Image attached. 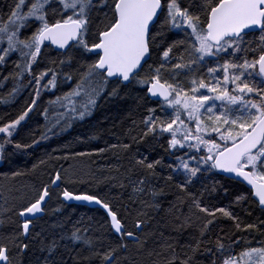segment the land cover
Instances as JSON below:
<instances>
[{"label":"snow or ice","instance_id":"obj_1","mask_svg":"<svg viewBox=\"0 0 264 264\" xmlns=\"http://www.w3.org/2000/svg\"><path fill=\"white\" fill-rule=\"evenodd\" d=\"M50 51L60 57L50 61L59 71L54 67L37 71ZM14 55L16 71L4 80L31 77L36 98L41 88L55 89L61 75L67 82L75 74V87L52 102L64 109L57 114V124L62 118L83 120L102 96L118 97L133 87L143 90V99H155L158 107L148 108L138 142L147 143L149 138L164 142L167 155L175 158L166 165L172 173L167 180L176 178V187L206 217L199 235L192 237L194 242L180 245L164 240L160 251L145 250L147 240L138 235L144 220L136 219L133 231L110 202L65 188V201L95 203L102 208L116 237L105 246L102 237L93 239L81 235L88 229L74 228L68 239L88 251L79 260L73 258L74 264H129L127 256L121 260L129 242L138 246L139 254L147 255L149 264H161V259L163 264H204L200 257L208 264H217V259L221 264H264V241L234 254L243 237L229 239L227 244L220 236L213 241L210 226L220 213L235 220L237 230L264 235V229L253 223L242 227L232 211L203 206V193L198 196L190 191L204 174H232L231 178L249 186L248 193L238 195L235 202L251 196L264 212V0H16L7 16H0V66ZM36 104L34 98L17 119L0 126L4 134L0 161L12 163L5 145L13 144L17 126ZM14 147L21 150L31 145L15 143ZM122 147L127 151L131 145ZM134 164L142 175L134 182L133 192L163 196L164 190L153 187L149 178L165 166L164 158L141 155L134 158ZM61 181L56 171L49 183L59 187ZM35 192L17 213L22 220L19 235L25 239L32 236L51 199L48 185ZM190 219L186 217L178 228L189 225ZM63 239H41L39 250L47 255L42 261L38 258L37 264H67L56 255ZM29 246L22 243L18 247L24 252ZM0 264H12L4 244H0Z\"/></svg>","mask_w":264,"mask_h":264},{"label":"trees","instance_id":"obj_2","mask_svg":"<svg viewBox=\"0 0 264 264\" xmlns=\"http://www.w3.org/2000/svg\"><path fill=\"white\" fill-rule=\"evenodd\" d=\"M15 2L16 0H0V16L6 17ZM59 59L56 52L50 51L43 57L37 71L46 67H54L59 71L58 65L50 63ZM15 60L14 55L6 65L0 66V126L17 119L34 98L37 99V104L17 126L12 137L13 144L5 145L6 154H10L12 163L0 161V244L8 246L12 264H37L38 258L42 261L47 255L39 250L40 240L59 239L60 236L65 239L60 240L61 247L57 249L56 255L58 258L62 256L67 264H74L73 258L79 260L88 255L86 248L74 245L68 239L74 228L88 229L87 232L82 231L81 235L93 239L102 237L105 246L115 241L116 237L104 212L66 204L62 199L65 188L74 194H96L110 202L124 216L127 227L133 231V222L136 219L144 220L143 231L138 232V235L141 240H147L145 250L160 251L164 240L170 243L178 241L180 245L194 242L192 237L199 235L206 217L191 206L188 194L176 187V178L167 180L172 173L166 165L175 158L167 155L162 146L163 141L157 142L149 138L147 143L138 142L148 108L158 107L155 101L143 99V90L133 87L122 91L118 97L102 96L92 114L83 120L62 118L57 124V114L64 109L52 102L75 87V74L73 80L67 82L61 75L55 89L41 88L40 96L36 98L35 83H29L31 77L25 76L17 80L10 77L4 80V77L16 71L13 63ZM3 140L4 134H0V143ZM15 143L29 144L31 147L17 150ZM123 144H129L131 148L126 151ZM100 149L104 151L100 152ZM81 152L86 155H77ZM141 155H147L150 159L164 158L165 166L158 167L156 176L149 178L153 187L164 190L163 196L153 198L148 192H133L134 182L142 175L134 164V158L139 159ZM56 171L61 173V185L58 189H50L51 199L45 214L36 221L32 236L25 239L19 235L22 221L17 213L23 204L35 196L37 188L42 185L51 186L49 180ZM14 172L22 174L14 176ZM121 184L124 186L121 187ZM190 191L198 196L203 193V206L210 209L224 207L232 211L239 218L242 227L253 223L264 229V225H261L264 212L251 196L239 204L235 202L238 195L249 191L243 184L218 173H207ZM152 204H158L159 207L150 206ZM186 217H191L189 225L178 228ZM235 224V220L217 213L214 225L210 226L213 241L220 236L225 238L227 244L229 239L243 237L240 244L235 246L234 254L247 247L260 246L257 242L264 241V235L260 231H240ZM36 233L40 235L37 236ZM245 241L250 243L246 244ZM22 243L30 245L24 252H20L18 247ZM64 245L68 246L67 249ZM137 247L135 243L129 242V248L122 253L121 260L127 256L129 264L133 261L136 264H149L147 255L139 254ZM179 250L178 247L177 251ZM200 259L208 264L205 257ZM217 264H221L220 259H217Z\"/></svg>","mask_w":264,"mask_h":264},{"label":"water","instance_id":"obj_3","mask_svg":"<svg viewBox=\"0 0 264 264\" xmlns=\"http://www.w3.org/2000/svg\"><path fill=\"white\" fill-rule=\"evenodd\" d=\"M152 100L155 101V99H152ZM220 175L223 176V177H226L228 179L235 180V181L243 184L247 189H249V186L246 184V182H241V180L239 178H237V179L231 178L232 177V174H220ZM60 185H61V182L59 183V187H60ZM59 187H55L53 185L49 186L50 189H58ZM62 199H63V196H62ZM63 201L66 204H68V205H78V206H84V207H87V208H90V209H98V210H101L102 212H104V214L106 215L105 211L102 208H100L98 205H96L95 203L81 202V201H74V200L73 201H65L64 199H63ZM48 202H49V200H48ZM48 202H47V204H48ZM46 206H45V209H46ZM44 214H45V211L42 214V217L44 216Z\"/></svg>","mask_w":264,"mask_h":264},{"label":"flooded vegetation","instance_id":"obj_4","mask_svg":"<svg viewBox=\"0 0 264 264\" xmlns=\"http://www.w3.org/2000/svg\"><path fill=\"white\" fill-rule=\"evenodd\" d=\"M53 52H55V51H53ZM149 63H152V61H150Z\"/></svg>","mask_w":264,"mask_h":264},{"label":"rangeland","instance_id":"obj_5","mask_svg":"<svg viewBox=\"0 0 264 264\" xmlns=\"http://www.w3.org/2000/svg\"><path fill=\"white\" fill-rule=\"evenodd\" d=\"M214 66V65H213ZM203 71H206V69H203Z\"/></svg>","mask_w":264,"mask_h":264}]
</instances>
